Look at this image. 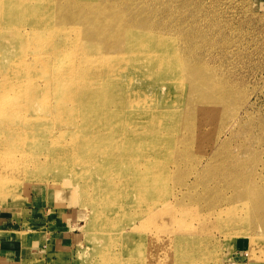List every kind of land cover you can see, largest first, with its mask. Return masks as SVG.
Masks as SVG:
<instances>
[{
    "label": "bare ground",
    "instance_id": "bare-ground-1",
    "mask_svg": "<svg viewBox=\"0 0 264 264\" xmlns=\"http://www.w3.org/2000/svg\"><path fill=\"white\" fill-rule=\"evenodd\" d=\"M189 2L0 0V195L64 179L85 264H218L213 228L264 253V180L230 150L247 127L225 121L232 82L193 52Z\"/></svg>",
    "mask_w": 264,
    "mask_h": 264
},
{
    "label": "rangeland",
    "instance_id": "rangeland-1",
    "mask_svg": "<svg viewBox=\"0 0 264 264\" xmlns=\"http://www.w3.org/2000/svg\"><path fill=\"white\" fill-rule=\"evenodd\" d=\"M184 9L186 13L183 15L192 17L200 27L196 29V34H199L197 41L194 40L199 47L193 52L212 56L209 65L215 67L216 63L218 67L215 68L217 71L218 68L222 70L223 75L218 73L232 82L229 84H232L234 91L233 96L227 100L225 110L229 116H226V123L233 122L230 114L236 111L243 115L242 121L245 120L243 123L247 128L236 136L230 150L239 154L240 159L249 161V169L255 170L259 178L264 180V0H190ZM179 43L184 45L182 41ZM230 76L231 81L228 79ZM245 112L247 115L244 117ZM220 128L213 125L206 134H215ZM248 134L252 137H248ZM241 141L246 143L247 149H240ZM250 147L252 150L258 147L256 150H260V155L256 156L258 154L253 151L250 153ZM19 149L15 145V150ZM248 151V155L253 153L251 158L258 161H251L246 155ZM52 179H17L8 183L6 193L0 195V230H11L6 233L8 239L12 241L17 237L24 240L34 234L42 242L47 240L42 244L45 247L32 249L36 253L34 255L28 252L26 246L22 260H19L20 256L11 258V250L1 252L0 264H85L89 259L91 247L83 230L85 219L90 216L88 209L76 203V190L72 193L69 186L63 184L64 179ZM71 188L75 189L74 186ZM8 198L14 200L10 205H7ZM225 218L223 215L220 219L221 227L227 223ZM66 230L70 237L63 241L61 233ZM3 235L0 231V240ZM209 236L218 264H264V253L259 254L257 250L247 255V237H237L232 247L229 237L236 236L219 234L214 228Z\"/></svg>",
    "mask_w": 264,
    "mask_h": 264
},
{
    "label": "crops",
    "instance_id": "crops-1",
    "mask_svg": "<svg viewBox=\"0 0 264 264\" xmlns=\"http://www.w3.org/2000/svg\"><path fill=\"white\" fill-rule=\"evenodd\" d=\"M69 228V227H68ZM69 230V229H68ZM66 230V231H62V236H64L62 238L63 241H67L68 238L70 237V233L69 231ZM1 233L4 235L1 236V240H0V247H1V250H0V253L1 252H6L7 250H11L9 251L10 253V257L11 258H16V256H20L19 260H22V256L23 254L26 252V246H27V250L30 254H36L35 252L32 251L33 248H40V247H45L43 246L42 244H44V242H46L47 240L43 241L40 240L36 235H29L27 236L24 240H22V238H15L14 240H10L6 237V233H10L9 230L7 231H4V230H0ZM52 244V243H51ZM48 245V243H47ZM53 245V244H52ZM13 246V247H12ZM58 246H62V245H58ZM12 247V248H10ZM31 248V249H30ZM61 248V247H60ZM30 249V250H29Z\"/></svg>",
    "mask_w": 264,
    "mask_h": 264
}]
</instances>
